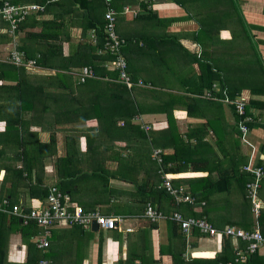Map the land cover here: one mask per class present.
<instances>
[{"label": "crops", "instance_id": "0c3cea01", "mask_svg": "<svg viewBox=\"0 0 264 264\" xmlns=\"http://www.w3.org/2000/svg\"><path fill=\"white\" fill-rule=\"evenodd\" d=\"M7 1L42 4L43 11L28 16L63 21V29L69 37L60 43L64 55L73 52L79 43L96 42L91 40L92 28L82 29L87 22L85 9L80 10L83 16L76 18L75 14L64 13L63 8L53 6L59 0L49 3L47 0ZM105 4L104 14L111 8L116 11L115 30L124 40L120 54L126 60L133 81L127 88L140 110L132 119L124 117L129 115V107L113 108V98L106 92L100 94L98 111L87 106L64 114L74 108L77 98L89 105L95 99L90 85L98 84L89 80L93 78L84 83L78 78L77 72L86 65L72 68L73 77L65 80L70 88L61 87L60 80L49 82L39 78V75H53L58 70L55 67L37 63L34 68L23 67L37 82L46 85L44 89L60 94L58 101L47 100L49 109L43 114L38 115L39 111L35 110L32 121V110L20 112L22 122L18 132H34L42 143L55 138L42 151L44 186L56 183L70 196L71 207L84 212L95 210L120 219L114 229L98 227L95 230L91 225L84 228L77 224L54 226L47 238L46 260L50 264H201L195 260L203 258L208 259L202 262L204 264H227L234 256L226 259L220 254L224 237L203 236L196 230L186 237L169 216L179 211L184 216L204 217L217 229L228 225L242 228L243 221L228 213H240L241 218L243 212L251 210L254 219H258L247 195V183L253 178L247 168L262 169L258 190L264 187V0H224L223 4L219 0H110ZM124 6H129L130 11L122 12ZM31 20L26 19L24 28L16 29L14 34L8 32L7 23L0 20L1 62L13 49V41L18 46V39L25 31L41 30V26L33 25ZM233 24L242 29L238 37L243 38L244 47L231 43L236 36ZM160 36H167V42L157 40ZM199 36L202 41L198 40ZM152 40L159 57L150 52ZM167 57V71H175L178 77L179 68H185L183 80L177 85L174 73L169 74L167 88L140 75L150 68L162 69L161 63H165ZM109 61H104L103 66L111 70L113 65ZM208 65L214 72L211 88H206L212 78ZM4 83L13 81L0 79V84ZM208 90L215 98L205 96ZM223 90L232 99L241 96L247 100L245 114L250 121L246 122L245 136L239 128L242 116L233 104L221 100ZM64 98L67 101L62 100ZM81 112L90 118H78L76 113L83 116ZM144 114L149 118L144 119ZM126 120L130 122L124 125ZM143 124L148 126L147 130L142 128ZM141 129L146 137L141 135ZM5 130L4 121L0 120V149L3 148L4 153L0 164L19 167L21 161L13 159L18 139L10 138L18 133L12 131L11 135H4ZM162 135L167 136L166 147L155 144ZM154 149L161 150L162 161L167 155V167L179 169L163 171L160 175L152 157ZM4 173L0 168V191L11 188L10 182L2 186ZM163 174H167L174 186L182 187L193 201L176 202L169 194H159L160 188H164L161 185ZM152 186L157 192L146 199V192ZM16 191L20 192L18 200L27 198L23 186ZM258 192L262 209L264 190L262 194ZM244 198L249 200L250 206ZM149 202L166 214V218L157 221L146 218L143 214ZM205 211L209 214L207 217L202 214ZM253 222L255 224L256 219ZM234 243L238 242L233 240L232 245ZM27 249L20 234L12 233L7 240V261L24 263ZM258 253L264 256V247ZM217 256H220L218 262ZM248 262L246 259L232 264Z\"/></svg>", "mask_w": 264, "mask_h": 264}, {"label": "trees", "instance_id": "16d2710c", "mask_svg": "<svg viewBox=\"0 0 264 264\" xmlns=\"http://www.w3.org/2000/svg\"><path fill=\"white\" fill-rule=\"evenodd\" d=\"M11 2L18 3V0H11ZM53 4V6H59L63 8L64 13L75 14L76 18H78L79 16H83L84 12H80V10L85 9V17L87 22L86 24L82 25V29L83 31L89 30L91 28L94 29L97 35L96 42L93 44L89 41L79 43L75 46L73 52H68L67 55H64L62 53V46L60 43L64 38L69 39V37H67L66 30L63 29L65 26V24L63 25V21L58 20L57 18H53L50 20H37L35 15H30L27 16L25 20L19 24L17 31L18 29L21 30L22 28H24L27 23L26 19H32L31 21L33 22V25L39 24L41 26V30L38 32L30 30L25 31L23 33V36L19 37L18 39V49L22 50L25 53L26 58H35L38 65L57 68L58 70H56L53 75H39V78L43 80L48 79L49 82L51 80H60L63 82L61 86L63 88H70L65 80L67 78L73 77L71 73L72 68L90 64L93 67L94 72L98 75H101L99 76L101 77V79H89L93 80L92 82L98 84L93 85L92 83L90 85L93 89L90 90V93L94 92L95 94V99L92 100L91 104H83L82 98H77V101L74 102V108L71 107L70 110L67 109L64 114H70L72 112L75 113V110H79L81 108L83 109L87 106H89L88 108L92 107L93 109L98 111L100 109V94L106 92L111 95V98H113V108H123L126 107V105L129 107V110L131 111L128 110L129 115L126 114L127 116L124 117L132 119L133 115L137 112H140V110L133 101L130 90L125 84L121 82L118 83L115 80L118 76L117 69L113 68L109 70L103 66L104 61H112V59H114V56L108 50L103 51V53L100 54L96 52L99 47H102L104 42L103 15L106 8L105 1L59 0ZM49 5H52V3ZM0 20H2L1 17ZM2 37V34H0V38ZM208 66L209 67L207 69L212 78L210 79L206 88H211L214 72L212 67L210 65ZM0 68L3 71L0 72V79L13 81V83L0 84V120L4 121L5 129L7 128V130H5L4 132V135L8 133L9 135H11L10 132L12 131L18 133L13 134L14 136L10 138L18 139V142L15 144V146L17 147V151L15 150L13 159L21 161V165L19 167L13 164H0V168H3L5 171L2 186L6 184V182H10L11 187L10 189L8 187L5 189H1L0 201H2L3 199H7L8 205H4L1 203L2 206H7V210L11 209L14 204H17L23 208V212L27 213L30 210L31 198L42 199L46 196V186H44L45 179L42 174L44 170L42 151L44 148L49 147L52 142H54L55 138L52 137L51 141H49L48 143H42L38 140L37 134L34 132H18L19 125H21L22 122L20 112L25 109L32 110L33 114L30 118L32 121V119L35 117V110L39 111L37 113L38 115L43 114L45 110L49 109L47 100L49 98H53V100L56 101L57 99L58 101L60 98V94L56 92L53 93L52 91L49 92L44 89L46 85L42 84L41 82H37L33 74L26 73L25 69L22 66H16L6 61H0ZM217 72L220 74L219 70ZM104 76L108 77V79H103ZM89 80L87 79L86 81ZM83 83H81L80 85H83ZM127 97L129 98L130 103ZM62 100L67 101L66 98ZM115 103H117L118 106H115ZM84 113L81 112V115L83 114V116H80L78 113H76V115L80 119H89L90 117L84 115ZM129 122V120H126L124 122V125L129 124ZM130 126L133 127L132 124ZM136 127L138 128V126ZM142 128L145 130L143 126ZM143 129L140 130V132L142 133L141 135L146 137V132ZM126 137L127 136H125V138ZM155 137L156 135L153 137V139ZM158 139L155 144L158 146L164 145L166 147L165 142H167V136L162 135L161 138ZM3 154L4 153L2 148L0 149V158ZM67 155H69V152L67 153ZM168 160L169 159L167 155L163 156V161L160 164L154 160L156 163V171H158L159 169L161 171L159 172L160 175H162L163 171L167 172V170L179 169L167 167ZM61 175H63L62 171ZM20 186L24 187V192L27 197H24L25 199L22 200H18V195L20 192L16 191V188ZM150 188L151 189L146 192V199H150V197L155 196V192H157L153 188V186ZM262 189L264 190V187H260L259 189L261 194L263 192ZM158 193L162 195L168 194L165 188H160ZM262 198L264 200V195L262 196ZM244 200L249 203V206L251 205L247 198H244ZM247 212H250L252 214L251 210H248ZM202 214H204L206 217L209 215L207 211L203 212ZM244 217L247 220L244 223V226L246 225L244 229L251 230L254 225L252 215L248 214ZM257 220L261 231L264 234V207L261 209ZM40 229L41 227L32 220H29L25 223L24 218L21 215H18L11 211H0V264H13L7 261L6 249L7 240L9 239L10 235L15 232L20 234L21 240L27 245L28 248L26 260L21 264H37L39 260L46 259L49 255V247L47 246V249L37 248L35 246V243L33 242V236L38 233ZM238 244L241 248H244L246 242L238 239ZM220 254L225 256L224 258L226 259L231 258L232 256L235 257V247L234 245H232V239L226 237L223 238V250ZM207 260L208 259L196 258L195 261H200L201 264H204L202 262ZM218 261H220V256L216 257V262ZM247 261H249V264H264V256H260L257 251L253 254H250L247 257ZM223 264H225V262Z\"/></svg>", "mask_w": 264, "mask_h": 264}, {"label": "built area", "instance_id": "2783aa9c", "mask_svg": "<svg viewBox=\"0 0 264 264\" xmlns=\"http://www.w3.org/2000/svg\"><path fill=\"white\" fill-rule=\"evenodd\" d=\"M53 0H47V3ZM110 0H105L109 2ZM45 9L42 4L29 3V4H12L7 0H0V17L7 23V31L14 34L19 24L31 13L41 12ZM129 6H124L122 12L130 11ZM115 14L116 11L112 8L104 14L105 24L103 27L104 42L102 48L98 49V53L108 50L113 56L111 64L113 68L118 70V76L115 79L117 82L125 84L127 87L133 85V81L127 71V63L125 58L120 54V49L124 43L115 30ZM97 39L95 30H91V40L94 42ZM16 41H13V49L9 52L5 61L16 66H22L25 69L34 68L36 66L35 59L26 58L25 53L18 49ZM79 81L85 82L89 78H101L94 72L93 68L89 65L83 66L77 72ZM108 79V77H103ZM138 84L142 85L139 81ZM221 100L225 103L233 104L236 112L242 116L239 121V128L242 135L245 136L247 133L246 122L250 121V117L245 114L246 99L244 97H237L232 99L223 90ZM208 98H215L211 90H208L205 94ZM145 130L148 126H144ZM152 157L160 164L162 162L161 150L154 149ZM251 171L253 178L247 183V195L252 204V210L255 217L259 215V210L262 207L261 199L258 197V188L260 186V179L263 171L260 167L247 168ZM161 185L166 189L168 194L176 201H193V197L186 194L182 187H176L171 183L167 174L164 175V179ZM8 205L6 199L0 202V211L13 212L21 215L26 223L29 220L34 221L38 226L41 227L37 235L33 236V242L37 248H46L48 246V235L50 234L51 228L57 225H71L77 224L84 228L89 227L92 222H95L98 227L104 229L117 228L119 218L114 216H106L98 213L95 210L84 212L80 208L71 207V199L68 193L60 189L56 183H51L46 186V196L42 199L32 198L30 200V210L26 213L23 212V208L17 204H14L11 209L7 210ZM146 218L151 221H157L161 218H166V214L157 209L152 203H147L144 214ZM169 219L178 224L181 231L186 237H188L192 231L196 230L200 235L209 237H226L238 242V239L246 242L244 248H241L238 243H234L235 246V261L246 260L250 254H253L261 247H264V234L258 224L257 218L254 224L253 230H245L236 226L228 225L222 229L214 227L206 218L195 217V216H184L179 211H174ZM126 230H130L127 228ZM37 264H49L48 260L41 259ZM227 264H231L228 262Z\"/></svg>", "mask_w": 264, "mask_h": 264}, {"label": "rangeland", "instance_id": "374dc122", "mask_svg": "<svg viewBox=\"0 0 264 264\" xmlns=\"http://www.w3.org/2000/svg\"><path fill=\"white\" fill-rule=\"evenodd\" d=\"M222 1V2H221ZM219 0V3L220 4H223L224 3V0ZM237 10V9H236ZM235 14V13H234ZM240 16V15H239ZM232 28H234L235 30H236V36H234V37H232V41H231V43H236L237 45H239V46H241V47H244V41H243V38H239L238 36H240V35H242V33H241V31H242V29H240L239 27H237L236 25L234 26V24H233V26H232ZM157 40H160V42H163V43H166L167 42V36H160L159 38H157ZM198 40L199 41H202V38L199 36L198 37ZM228 43H229V41H227ZM156 46L153 44V40H152V43H151V45L149 46V49H150V52L152 53V55L154 56V57H159V55L160 54H157L156 52H155V50H156ZM167 56V55H166ZM168 58V57H167ZM167 62H169V58H168V60L166 61L165 60V63H161V67H163L162 69H158V70H156V69H147V70H144V72L142 71L141 73H140V75H142L144 78H149V79H151V81H153L154 83H155V85H157V86H161V85H163V86H165L166 88H167V86H170L168 83H167V79H170V76H169V74H171V73H174V72H171V71H167ZM171 65H173L172 64V62H171ZM160 71H162L161 72V74L159 73ZM178 72V77L176 76V74L174 73L173 74V80L175 79V85H177L176 83H179L181 80H183V77H184V72H185V68L184 67H182V68H179V70L177 71ZM157 88L154 86V89H153V91H155ZM82 92H84V90L82 91ZM150 114H156V113H154V112H151ZM143 118L144 119H148L149 118V116H147L146 114H144L143 115ZM158 121V120H157ZM157 121L155 120V122L154 123H157ZM166 121V120H165ZM145 123V122H144ZM146 125H148V123H145ZM161 130V129H160ZM155 135H158L157 133L155 134ZM241 202H243V201H241ZM241 206V208H242V206H244V205H240ZM239 214L240 213H234V214H230V213H228V215H230V216H232V215H235V216H237V219L239 220V221H243V229H244V227L246 226H244V223H245V221H247L246 219H245V215H248V214H250V215H252V217H253V214H251L250 212H247V213H242V215L240 216L241 218H239ZM220 215H222V216H224L225 214H222V213H220ZM249 217V216H248ZM253 221H255V219H254V217H253ZM254 229V227L251 229V230H253ZM246 230V229H245ZM231 262V264L233 263V262H237V261H235L234 259L232 260V261H230ZM239 262H241V261H239Z\"/></svg>", "mask_w": 264, "mask_h": 264}, {"label": "water", "instance_id": "95a60500", "mask_svg": "<svg viewBox=\"0 0 264 264\" xmlns=\"http://www.w3.org/2000/svg\"><path fill=\"white\" fill-rule=\"evenodd\" d=\"M92 229H98V225L95 222H92L91 224Z\"/></svg>", "mask_w": 264, "mask_h": 264}]
</instances>
